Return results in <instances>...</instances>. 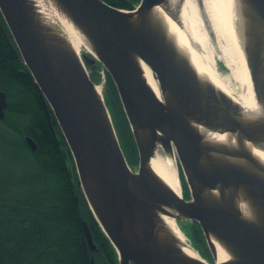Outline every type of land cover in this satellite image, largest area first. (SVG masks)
<instances>
[{
  "label": "water",
  "instance_id": "95a60500",
  "mask_svg": "<svg viewBox=\"0 0 264 264\" xmlns=\"http://www.w3.org/2000/svg\"><path fill=\"white\" fill-rule=\"evenodd\" d=\"M54 1L68 12L94 56L85 51L77 57L67 39L42 20L32 0H0V14L33 79L51 133L56 137L50 114L67 144L78 185L115 250L117 264H208L198 252L200 259H195L180 250L161 215L196 223L212 264H264V167L247 148L264 152V0H244L247 6L239 9L238 21L259 108L255 113L200 79L176 41L162 30L155 8L181 26L169 0H140L133 10L102 0ZM95 62L116 88L137 149L136 172L124 157L103 96L85 68ZM139 62L150 70L161 98L143 78ZM7 106L6 94L0 91V121ZM207 134L227 136V147L209 143ZM25 141L36 150L35 142ZM157 148L167 155L175 152L188 200L151 170L149 159ZM63 155L72 175L66 151ZM238 198L254 210V225L240 218ZM81 227L89 251L98 252L84 220ZM212 239L224 246L230 261L217 263Z\"/></svg>",
  "mask_w": 264,
  "mask_h": 264
},
{
  "label": "trees",
  "instance_id": "16d2710c",
  "mask_svg": "<svg viewBox=\"0 0 264 264\" xmlns=\"http://www.w3.org/2000/svg\"><path fill=\"white\" fill-rule=\"evenodd\" d=\"M102 1L122 10H133L140 2ZM0 91L6 94L8 103L6 117L0 121V263L90 264L92 257L94 264H117L115 250L95 221L78 185L67 144L52 114L56 137L51 133L33 79L1 14ZM106 95L105 105L120 148L128 165H136L138 154L132 133L107 73ZM8 118L13 121L9 123ZM24 137L35 142V151H31ZM63 151L69 157L72 175ZM180 181L183 198L188 199L182 173ZM82 220L88 224L98 252L89 251ZM197 248L204 259H211L203 245L202 249Z\"/></svg>",
  "mask_w": 264,
  "mask_h": 264
},
{
  "label": "bare ground",
  "instance_id": "6f19581e",
  "mask_svg": "<svg viewBox=\"0 0 264 264\" xmlns=\"http://www.w3.org/2000/svg\"><path fill=\"white\" fill-rule=\"evenodd\" d=\"M44 18L42 20L52 27V30L59 37L67 39L74 54L78 57L87 51L94 56V52L84 36L76 27L68 12L54 0H32ZM201 8L198 7L197 0H169V5L177 9L180 15V27L175 25L161 8H155L153 12L162 30L172 37L176 42V47L183 51L190 65L196 70L200 79H206L215 92H220L226 97H230L248 113H255L259 110L252 85L249 78L248 69L242 54L238 21H240V10L247 6L244 0H200ZM203 16V17H202ZM208 24L211 34L218 42L219 58L229 68L231 79L237 83L238 87L231 89L228 80L221 79L216 72L215 60L210 47L209 31L204 27V19ZM212 36V37H213ZM84 49L81 52V49ZM143 78L150 88L161 98L156 82L148 67L139 62ZM99 95H102L100 86H95ZM238 89V90H237ZM227 136H213L207 134L205 140L217 146H225ZM224 147V148H225ZM248 150L257 159L258 163L264 167V152L247 146ZM215 158V155L213 156ZM222 160L220 156H216ZM233 160L227 162L234 164ZM235 162L242 164L241 160ZM244 164V162H243ZM149 165L156 177L160 179L168 188L178 196L182 195L177 164L173 155H167L161 148H157L149 159ZM240 218L251 224L255 223L254 210L241 198L236 200ZM164 225L176 236L180 250L187 256L200 259L196 251L188 243L184 242L177 225L172 217L161 215ZM217 263L230 261L232 258L224 246L212 239Z\"/></svg>",
  "mask_w": 264,
  "mask_h": 264
},
{
  "label": "rangeland",
  "instance_id": "374dc122",
  "mask_svg": "<svg viewBox=\"0 0 264 264\" xmlns=\"http://www.w3.org/2000/svg\"><path fill=\"white\" fill-rule=\"evenodd\" d=\"M204 27L206 28V31H209V33H208V35H209V37H210V47H211V49H212V52H213V56H214V60H215V67H216V72L218 73V75H219V77L221 78V79H225V80H228L229 81V83H230V87H231V89L233 90V89H235L236 90V88L238 87L237 85V83H235L232 79H231V75H230V70H229V68L223 63V61L218 57L219 56V54L217 53L218 52V42L215 40V37L213 36L214 34L212 33L211 34V32H210V30L207 28V26H206V24H205V22H204ZM213 36V37H212ZM84 49L82 48L81 49V52L83 51ZM86 53V52H85ZM86 65V64H85ZM85 68H86V70H87V72L89 73H91V77L96 81V82H94L95 84H98V85H96V86H100V88H101V92H102V96H103V99H104V97H106L107 95H106V74H104L103 73V68H102V66H101V64H99L98 62H95V64L93 65V66H88V65H86L85 66ZM238 90V89H237ZM109 109H110V112L112 113V108L109 106ZM113 117H114V113H113ZM13 120H11L10 118H8V122L9 123H11ZM115 130V129H114ZM125 157V156H124ZM174 157H175V160H176V164H177V170H178V174H179V178H180V175H181V170H180V166H179V162H178V159H177V156H176V154H175V152H174ZM126 159V158H125ZM130 169L133 171V172H136L137 171V169H138V158H137V164L136 165H131L130 166ZM180 172V173H179ZM181 182V181H180ZM181 192H182V185H181ZM182 196H183V192H182ZM187 198H189V193L187 194ZM175 223H176V225H177V227H178V229L183 233V236H184V238H186L185 239V241L187 242V243H189L194 249H196V252H198V248L197 247H199L200 249H202L201 247H202V245H203V247H205L207 250H208V248H207V245H206V243H205V240H204V238H203V235H202V232H201V230H200V228L198 227V225H197V227L195 228L196 229V231L195 230H193L192 231V238L194 239V242H197V239L196 238H198V240H200V242H202V244L200 243V245L199 246H194L193 245V242H192V239L190 238V235H189V237L186 235V233L184 232V230L182 229V226H184L185 224L186 225H189L190 223L188 222V221H175ZM188 233V232H187ZM208 252H209V250H208ZM198 254H199V252H198ZM200 255V254H199ZM201 256V255H200ZM209 256H210V258H211V254L209 253ZM201 258L205 261V262H207V263H209V264H212L213 263V261H212V258L211 259H204V257L203 256H201Z\"/></svg>",
  "mask_w": 264,
  "mask_h": 264
},
{
  "label": "flooded vegetation",
  "instance_id": "af4514ba",
  "mask_svg": "<svg viewBox=\"0 0 264 264\" xmlns=\"http://www.w3.org/2000/svg\"><path fill=\"white\" fill-rule=\"evenodd\" d=\"M8 107V106H7ZM6 110H7V108H6ZM6 110L4 111V113H5V117H6ZM25 138H29V137H24V140H25ZM31 139V138H30ZM32 140V139H31ZM33 141V140H32ZM26 142V141H25ZM34 142V141H33ZM197 227V224L196 223H192V224H189V225H184V226H182V229L184 230V232L186 233V235L189 237V235H190V238L192 239V242H193V245L194 246H199L200 245V240H198V238H196L197 239V242H194V239L192 238V231L193 230H195L196 231V228ZM188 232V233H187ZM0 264H2V263H0Z\"/></svg>",
  "mask_w": 264,
  "mask_h": 264
}]
</instances>
